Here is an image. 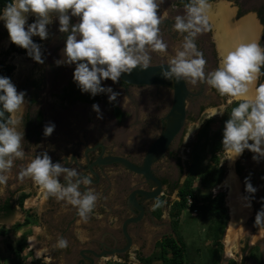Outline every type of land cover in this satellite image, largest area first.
Wrapping results in <instances>:
<instances>
[{
  "label": "flooded vegetation",
  "instance_id": "flooded-vegetation-1",
  "mask_svg": "<svg viewBox=\"0 0 264 264\" xmlns=\"http://www.w3.org/2000/svg\"><path fill=\"white\" fill-rule=\"evenodd\" d=\"M223 1L227 3L224 4L225 7L218 6L219 4L211 5V1L208 0L210 30L198 35L195 40L197 50L203 53L207 62L206 73L217 68L220 53L224 50L220 40V28L225 25L234 27L229 22H237L246 13H252L261 27L258 42L264 47V0ZM188 2L189 0H163L160 4L162 9L158 14L161 19L160 36L166 43L167 50L165 53L151 52L150 67L167 66L176 52L181 50L186 34L177 33L173 24L176 16L185 14V5ZM227 9L235 11L230 13ZM222 15L225 16V22H222ZM246 20L248 19L238 24ZM249 20L254 23L257 34L255 22ZM76 22L78 18L70 20V24ZM213 28L218 32L216 39L221 51L212 35ZM48 31L49 39L45 41H40L37 37L32 39L39 41L38 44L43 45V48H46L45 46L48 48V52L42 53L44 64L41 72L44 80L48 78L50 85L48 91L55 95L58 103L55 106L39 104L35 107V95L41 90L39 85L33 83L29 90L31 93L34 92L33 97L28 99L22 118L29 138L32 136L38 139L48 123H53L55 129L48 140L44 141L46 148L40 147L37 154L30 156L34 158L46 151L53 163L60 162L66 167L75 168L81 177H89L91 183L87 186L81 185L80 191L91 189L98 195V199L87 221L91 222L92 218L98 216H102L104 220L102 230L99 229L96 235L90 234L80 245L77 240L78 233L71 232L79 217L77 210L63 201L65 210L73 211L70 217L63 218L60 225L61 233L70 230L68 238H65L66 235L61 236L68 242L67 247L63 248L66 253H71L72 250L75 253L73 261L69 264L127 262L131 252H134L138 260L149 258L159 252L158 245L165 237L173 236L172 207L179 201L178 192L186 180L181 183L180 175L183 169L180 149L187 125L190 122H201L200 118L205 109L212 105V93L217 92L207 84L191 85L184 82L189 93L184 103L186 112L184 126L168 144L164 153L150 164L149 169L155 183L149 182L142 175L133 173L119 162H110L109 159H123L137 169L143 168L149 149L162 137L168 126L173 104V89L166 85L134 86L120 80L117 84L104 81V86H110L118 93L116 101L112 103H109L107 96L103 94L94 98H90L88 94H81L72 80L74 66L54 65V61L61 58L60 53L64 48L67 34L58 32V22L55 20L48 26ZM256 40L257 35L252 42ZM261 71L264 72V68ZM262 83L264 76L256 81L253 91L255 86ZM235 102L241 100L230 102L224 108L222 119ZM93 104L99 105L102 119H96V114L91 111ZM252 156V153L245 150L236 159L233 173L235 178L238 177L241 181L237 179L239 188L242 187L243 190L239 193L241 199L246 201L244 198L248 197L250 203L256 204L264 200V160L254 162ZM176 171L177 176L174 175ZM246 178L257 189L252 196L245 192ZM29 179L30 184H33L32 179L30 177ZM60 182L66 185L63 177L60 178ZM158 189L159 194L154 196ZM173 193L176 194V201L171 202L170 197ZM48 198L51 199L50 196ZM116 221L118 227L114 229ZM91 230L88 232H92ZM146 247V252L151 253L148 257H144ZM49 248L54 253L63 250L57 243L50 245ZM121 251L124 253L116 254ZM109 253H113V256H108Z\"/></svg>",
  "mask_w": 264,
  "mask_h": 264
},
{
  "label": "clouds",
  "instance_id": "clouds-1",
  "mask_svg": "<svg viewBox=\"0 0 264 264\" xmlns=\"http://www.w3.org/2000/svg\"><path fill=\"white\" fill-rule=\"evenodd\" d=\"M163 0H9L0 9V23L7 32L11 45L25 51L37 65L44 64L41 46L33 41L49 39L48 26L58 22V32L67 34L56 67L74 66L73 83L81 94L90 98L106 95L108 102L116 101L118 93L104 81L117 84L122 75L134 69L146 70L151 65V52L165 53L166 43L160 36L161 19L159 5ZM208 0H189L185 14L175 17L173 28L184 35L181 50L177 51L166 67L160 70L164 80L191 85L207 84L220 96L242 98L232 108L223 125L221 146L228 161L235 162L245 150L252 153L254 162L264 160V84L255 86L264 76V47L259 42L239 43L221 52L214 71L205 72L206 60L197 50L196 37L210 30L207 12ZM33 22L29 23V18ZM72 18L78 22L70 24ZM26 93L17 91L10 78L0 76V185H6L8 173L16 160L24 158L22 141L24 132L18 131L20 121L15 114L25 103ZM38 110V109H37ZM91 111L96 119H102L99 105ZM215 115H223L224 108L213 109ZM7 113L8 118L4 119ZM55 129L53 123L44 126L42 135L50 137ZM21 178L30 177L48 196L65 201L76 208L78 216L87 221L95 208L98 195L91 189L80 191V186L91 183L89 177H81L75 168L53 163L47 152L36 155L20 173ZM63 177L66 185L60 182ZM248 179L245 192H256ZM248 201V197L244 198ZM250 207L248 201L245 204ZM254 225L264 229V207L255 215ZM61 238L57 246L67 247Z\"/></svg>",
  "mask_w": 264,
  "mask_h": 264
},
{
  "label": "rangeland",
  "instance_id": "rangeland-1",
  "mask_svg": "<svg viewBox=\"0 0 264 264\" xmlns=\"http://www.w3.org/2000/svg\"><path fill=\"white\" fill-rule=\"evenodd\" d=\"M210 1L211 5H227V3L223 0ZM160 11H162L161 5H159L157 14H159ZM247 14L249 13H246L245 16ZM28 22H33L31 17L29 18ZM214 34V30L212 29L213 37ZM6 38H8L7 32L2 35L0 40V62H4L6 64L14 66V70L11 74V82L15 85L17 91H24L26 93V103L23 109L15 114V118L20 121L17 130L24 132V140L21 143L25 155L23 159L16 160L14 162L12 169L8 173L7 184L0 185V203L3 200H9L13 207L15 206V208H13L14 211L10 216L4 217L3 215H0V232L4 231V236H0V262L1 264H14L17 262L21 264H36L35 262L26 263V260L23 257V253L27 249H29L28 240H34L35 236L41 235L38 237L39 243L37 244V247L47 246V253L53 260H55L60 256L54 252L50 254L48 252V248L50 245L55 244L54 238L56 237L57 231L55 229V226H50V224H48L46 220L51 214L49 212L52 211L49 208V196L46 198L45 193L40 186H36L35 183L30 184L29 177L21 178L20 173L33 159V157L30 155L34 153L37 154L42 147L46 148V146L44 145V141L46 139L48 140L49 137L45 138L41 132V136L38 139H35L32 136L29 138L27 135L24 119L22 117L25 113L28 99L33 97L32 93L34 92H29L33 83L39 85L41 90L35 95V107H38L39 104L55 106V104L58 103V100L54 94H51L48 91L50 85L48 78L44 80V78L42 77V65L36 66V63H34L26 55L18 56L12 54L8 57L4 56V52L7 49V46L4 43ZM45 47L46 48H43V45H41L42 53L44 51L48 52L47 46ZM211 96L212 105L205 109L203 116L200 118L201 122H190L187 125V130L182 140V148L180 149L183 169L180 175L181 183L188 176L187 174L189 165L191 166L195 160L194 154H196L197 156L198 169L208 170L213 167L210 155V139L216 131H220L222 129L221 119L223 117V115H215L213 109L219 110L221 107L225 108L232 101L242 100V98L238 99L227 96H220L218 93H212ZM194 149H197L196 152L194 151ZM46 150H48V143ZM216 155L219 159L218 168L223 170L224 172L223 182L218 186L211 188L208 186H204L199 178H195L193 180L191 190L194 196L201 199L202 203L205 202V199L207 197L214 196L219 192L225 194V206L228 212V222L220 240L222 248L220 249L213 240V235L215 233V228L212 227L213 219L206 215H200L199 212H197L196 216H192L191 211L184 209L179 216L178 226L173 227L172 234L185 244L186 264H231V261H233L235 264H247V262H249L250 260H253V263L255 264H258L257 262L259 261L264 262V229H258L254 225L255 215L262 207H264V200L261 203H251L249 216L246 217L244 223V227L246 228V230L243 234H241L239 238L232 242L235 247H233L234 249L228 253V248L225 244V236L227 234L228 226L230 223V212L226 201L227 190L225 187H223L222 184L228 177L229 173L234 172L236 162L233 163L228 161V156L222 149L218 151ZM170 173L172 174L173 172ZM174 175H178L177 171L174 173ZM237 179L239 181L238 177ZM18 190H23V192H17ZM242 192L243 190L241 187L240 193ZM22 195H25L26 198L23 202V209H20L18 206V200ZM175 198L176 194L173 193V195H171L170 197V201H176ZM174 206L172 208H174ZM28 211H30L31 215H33L35 219L34 223L28 226H24L18 231H14V225L22 223ZM37 214L41 215L40 221L37 219ZM236 221L238 223L240 220L238 219ZM61 222L62 220H60L57 225H61ZM117 227L118 222L116 221L113 228L117 229ZM93 233L94 231L89 232V235ZM23 239L24 243L22 244L23 250L21 253L13 252L12 250H9L7 248L8 245H10L11 247H16L18 244L22 243ZM40 248L41 247H38L36 249L40 250ZM146 250L147 247L144 250V257H148ZM157 255L158 252L149 257L151 259L149 260L148 264H160L159 261H157ZM250 257H252L253 259H250ZM108 264L142 263L140 260L135 258L134 252H131L129 254V260L127 262L122 261L121 263H111L110 261Z\"/></svg>",
  "mask_w": 264,
  "mask_h": 264
},
{
  "label": "trees",
  "instance_id": "trees-1",
  "mask_svg": "<svg viewBox=\"0 0 264 264\" xmlns=\"http://www.w3.org/2000/svg\"><path fill=\"white\" fill-rule=\"evenodd\" d=\"M7 3H9V0H0V9H3V7ZM33 41L37 44L39 43V41L36 40ZM12 54L18 56L26 55L24 50L19 49L16 46L11 45L9 43L8 48L4 52V56L8 57ZM13 70H14V66L10 64H6L4 62H0V76L8 77L11 80V74ZM238 103L240 102L233 103L232 106L228 109L224 118L221 120L222 129L220 131H216L210 139L211 141L210 155H211V162L213 163V167H211L208 170L198 169L197 156L196 154H194L195 160L191 166L189 165L188 174H187L188 176L178 192L179 201L175 203L173 209L174 211L171 214L172 227H177L179 222L178 219L181 212L184 209L188 210L186 207V197L190 196L193 199V205L191 206L189 211L197 210V212H199L200 215H206L213 219L212 227L215 228L213 240L220 249L222 248V244L220 242L221 236L224 233L228 222V212L225 206V194L219 192L214 196L207 197L205 199V202L202 203L200 198L193 195L191 188H192L193 180L195 178H199L204 186H208L211 188H214L215 186H218L223 182L224 172L223 170L218 168L219 159L216 154L218 151L222 149L221 139H222L223 125L225 121L228 119L232 108L236 107ZM8 115L9 114L5 113L4 119H7ZM196 150L194 149L195 152ZM25 198H26L25 195H22L18 200V206L20 209H23V202ZM13 211L14 209L12 205L9 203V200H6L2 204H0V215L7 217L10 216L13 213ZM34 221L35 219L33 215H31V212L28 211L24 221L22 223L15 224L13 230L18 231L20 228L24 226L31 225L32 223H34ZM0 236H4V231L0 232ZM23 243H24V239L22 243L18 244L16 247H11L10 245H8L7 248L9 250H12L13 252L21 253L23 250V245H22ZM158 246H159V252L156 258L160 264H186L185 244L179 239H177L175 235L173 236L170 235L165 237L159 243ZM150 259L151 258H145V259H140V261L142 264H148ZM250 259L253 258L250 257ZM230 263L235 264L233 261H231ZM257 263L264 264V262L261 261ZM14 264H21V263L17 262Z\"/></svg>",
  "mask_w": 264,
  "mask_h": 264
},
{
  "label": "water",
  "instance_id": "water-1",
  "mask_svg": "<svg viewBox=\"0 0 264 264\" xmlns=\"http://www.w3.org/2000/svg\"><path fill=\"white\" fill-rule=\"evenodd\" d=\"M162 67H149L143 71L140 69H134L130 74L125 76L122 75L121 77L123 82L134 86L166 85L173 89V104L169 115L168 126L163 132L162 137L149 149L142 169L135 168L133 165L129 164L123 159H109L110 162H119L128 169L132 170L133 173L142 175L149 182L155 181L149 169L150 164L164 153L168 144L177 136V134L181 132L184 126L186 116L184 103L187 96L189 95L183 81L180 83H173L160 77L159 73ZM158 194L159 189L156 191L154 196H157ZM120 253L122 254L124 251L119 253L117 252L116 254ZM107 255L113 256V253H109Z\"/></svg>",
  "mask_w": 264,
  "mask_h": 264
},
{
  "label": "crops",
  "instance_id": "crops-1",
  "mask_svg": "<svg viewBox=\"0 0 264 264\" xmlns=\"http://www.w3.org/2000/svg\"><path fill=\"white\" fill-rule=\"evenodd\" d=\"M218 6H224L225 7L224 4H219ZM227 11L231 13V12H234L235 9H231V10L227 9ZM245 19H248L246 21H250L249 19H251V20H253L255 22V24L257 26V30H258L257 31L258 34H257V40L256 41H259V38H260V35H261V27L259 26L257 20L255 19V16L252 13L247 14L246 16L242 17L237 22H231L230 21L229 23L231 25H235V24H238L239 22H241V21H243ZM239 25H243V23L242 24L240 23ZM213 30H214V33H215L214 34V38H215V41H216L218 49H219V45H218L219 42L216 39V33L218 35V32H217V30L215 28H213ZM5 32L6 31L3 28L2 23H0V40H1L2 35L5 34ZM221 37L222 36H220V38ZM4 43L6 44V46L8 48V46H9L8 38H6ZM0 44H1V41H0ZM5 201L6 200H3L0 204H2ZM48 202H49V208L52 211L49 212L51 214L46 220H47L48 224H50V226H53V225L55 226L57 234H56V237L54 238V243H57L56 241H58L61 238L62 235H66L67 236V234H69V232H70V230H69V231H66V233H61L60 225L58 226L57 224H58V222H60V220H63L64 217H66V218L70 217V215L73 213V211L71 209L65 210V208L63 207L64 202L56 200L53 197ZM9 203H10V201H9ZM12 207H13V205H12ZM13 208H15V206ZM37 219L40 221L41 220V215L37 214ZM84 227H86V228H84ZM103 227H104V220L102 219V216H100V217L98 216L97 218H92L91 222H88V221L85 222V221L81 220L80 217H78V219L76 220V222L74 224V227L71 229V232L73 231V233H74V231H76L78 233V236H77L78 239L77 240L79 241V244L81 245V244H83L86 241L88 236H90L88 231H90L92 229L91 231H94L93 234L96 235L98 233V230L99 229L102 230ZM62 228H64V227H62ZM83 229H85V230H83ZM39 236H41V235L35 236L34 240H30V239L28 240L29 249H27L23 253L24 254L23 257L25 258V260H26L25 262L26 263L35 262L36 264H69V262L73 261V256L75 255L73 250L71 251V253H68V254L66 253V251L64 249L61 252H58V253L56 252V254H58L60 257L56 258L55 260H53L51 258V256L46 251V247L47 246L46 247L45 246H38V247H41L40 250L36 249V248H38L37 244L39 243V238H38ZM66 236H65V238H68V236L67 237ZM57 238H58V240H57ZM48 250H49L48 252L50 254L53 253V251L50 250V248H48ZM147 254H148V256L151 255V253H147ZM247 264H255V263H253V260H250L249 262H247Z\"/></svg>",
  "mask_w": 264,
  "mask_h": 264
},
{
  "label": "bare ground",
  "instance_id": "bare-ground-1",
  "mask_svg": "<svg viewBox=\"0 0 264 264\" xmlns=\"http://www.w3.org/2000/svg\"><path fill=\"white\" fill-rule=\"evenodd\" d=\"M221 19L222 22H225L224 15L221 16ZM238 25H234V27L232 28L225 25L220 28L219 33L222 36L221 44L224 47L223 51H227L239 43L252 42L253 38L255 37L256 28L252 21H245L243 25ZM249 95H254V91H250ZM238 183L239 182L235 178L234 173L230 172L228 177L222 184L223 187H225L227 190L226 201L230 212V223L228 226L227 234L225 236V244L228 248V253L234 249L233 247H235L232 242L239 238L241 234H243L246 230V228L244 227V223L246 217L249 216L250 213V207H246L245 201H243L240 197V188ZM238 219L240 221L237 223L236 220Z\"/></svg>",
  "mask_w": 264,
  "mask_h": 264
},
{
  "label": "built area",
  "instance_id": "built-area-1",
  "mask_svg": "<svg viewBox=\"0 0 264 264\" xmlns=\"http://www.w3.org/2000/svg\"><path fill=\"white\" fill-rule=\"evenodd\" d=\"M193 205V199L190 196L186 197V207L189 210L191 208V206ZM197 214V210H193L191 211V215L192 216H196Z\"/></svg>",
  "mask_w": 264,
  "mask_h": 264
}]
</instances>
